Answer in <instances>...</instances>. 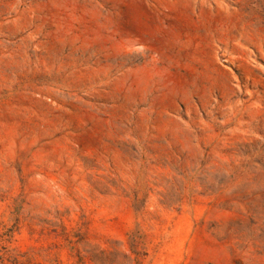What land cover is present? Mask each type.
Returning <instances> with one entry per match:
<instances>
[{
    "label": "rangeland",
    "instance_id": "374dc122",
    "mask_svg": "<svg viewBox=\"0 0 264 264\" xmlns=\"http://www.w3.org/2000/svg\"><path fill=\"white\" fill-rule=\"evenodd\" d=\"M0 264H264V0H0Z\"/></svg>",
    "mask_w": 264,
    "mask_h": 264
}]
</instances>
